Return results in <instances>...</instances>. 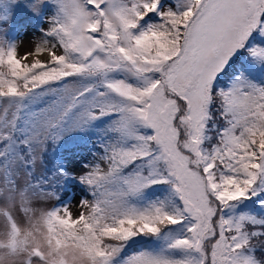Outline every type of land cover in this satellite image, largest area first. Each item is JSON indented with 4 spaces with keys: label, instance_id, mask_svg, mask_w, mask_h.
I'll return each mask as SVG.
<instances>
[{
    "label": "snow or ice",
    "instance_id": "obj_1",
    "mask_svg": "<svg viewBox=\"0 0 264 264\" xmlns=\"http://www.w3.org/2000/svg\"><path fill=\"white\" fill-rule=\"evenodd\" d=\"M17 7L50 15L22 56L0 18V264H264V79L233 72H264V0ZM75 183L77 217L35 206ZM137 238L158 246L125 255Z\"/></svg>",
    "mask_w": 264,
    "mask_h": 264
},
{
    "label": "rangeland",
    "instance_id": "obj_2",
    "mask_svg": "<svg viewBox=\"0 0 264 264\" xmlns=\"http://www.w3.org/2000/svg\"><path fill=\"white\" fill-rule=\"evenodd\" d=\"M47 15H50V10H47L43 16L34 18L30 13L26 14L20 10L19 7H17V11L13 14L11 0H0V18L11 17L8 37L12 42L24 40L28 41V44L31 47H34L32 41L41 36V28L46 29L48 27L47 23L45 22V17ZM245 60L247 62L246 69L260 78L262 72L255 71L251 61L248 58ZM91 147L92 146L90 144H87L82 140H73L72 138H69L64 144L63 148L58 152L56 158L62 160V162L72 171L79 173L84 170L81 167L82 163L87 162V160L90 159L89 149ZM102 167L106 169L105 165H102ZM151 195L152 194H150V196ZM81 199H89V201H91L92 197L85 186L75 183L70 186H66L65 189L60 193V201L56 200L55 198H51L48 200L39 201L35 204V206L39 208L50 209L53 206L59 205L60 202L68 203L70 204V210L72 211L75 218L82 210L86 211V209L77 207V203H79ZM20 215H22V213ZM157 246L158 244L155 242L153 248Z\"/></svg>",
    "mask_w": 264,
    "mask_h": 264
},
{
    "label": "trees",
    "instance_id": "obj_3",
    "mask_svg": "<svg viewBox=\"0 0 264 264\" xmlns=\"http://www.w3.org/2000/svg\"><path fill=\"white\" fill-rule=\"evenodd\" d=\"M245 57L248 58L246 53L244 54V58ZM244 58L242 57L241 60L235 64L233 72L244 71L246 69L247 62L245 60L246 58L245 59ZM231 74L232 73H230V76H231ZM230 76H229V78H230ZM260 78L264 79V72H262V75L260 76ZM226 83H227V79L225 80V84ZM150 194H152L151 191H150L149 195ZM247 208L249 210H252V211L258 213L261 216H264V209L258 208L257 205L253 204L252 202L247 203ZM154 243L155 242L148 241V240H145L143 238H137L135 241H132L129 243L128 248L125 249V255L133 253V252H137L143 248H153ZM253 243H256L258 248L260 247L259 242L253 241ZM257 256L264 257V251H258Z\"/></svg>",
    "mask_w": 264,
    "mask_h": 264
},
{
    "label": "bare ground",
    "instance_id": "obj_4",
    "mask_svg": "<svg viewBox=\"0 0 264 264\" xmlns=\"http://www.w3.org/2000/svg\"><path fill=\"white\" fill-rule=\"evenodd\" d=\"M34 49V47H31L29 44H28V41H24L22 40L21 43H20V47L18 49V55H24L26 52L28 51H32ZM42 59L46 58V54L44 56L41 57ZM32 57H29V60H31ZM78 204V203H77Z\"/></svg>",
    "mask_w": 264,
    "mask_h": 264
}]
</instances>
